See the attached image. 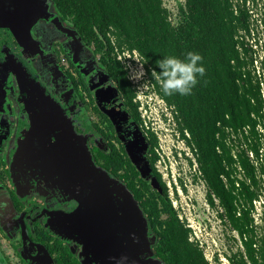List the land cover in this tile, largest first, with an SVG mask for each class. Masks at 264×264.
<instances>
[{
    "label": "trees",
    "instance_id": "trees-1",
    "mask_svg": "<svg viewBox=\"0 0 264 264\" xmlns=\"http://www.w3.org/2000/svg\"><path fill=\"white\" fill-rule=\"evenodd\" d=\"M49 1L56 16L70 23L121 81L129 102L135 90L112 56L107 34L120 50L139 54L152 89L171 109L176 130L194 156L208 207L217 206L223 227L234 232V248L225 259L264 264V0H183L174 19L162 0ZM189 51L202 56L205 75L197 77L191 95L165 96L151 71L159 72L158 60H184ZM166 190L163 185L164 196ZM161 211L167 215L165 228L156 233L161 260L210 264L188 240L189 230L168 201ZM213 259L219 261L218 255Z\"/></svg>",
    "mask_w": 264,
    "mask_h": 264
},
{
    "label": "flooded vegetation",
    "instance_id": "flooded-vegetation-1",
    "mask_svg": "<svg viewBox=\"0 0 264 264\" xmlns=\"http://www.w3.org/2000/svg\"><path fill=\"white\" fill-rule=\"evenodd\" d=\"M50 5L49 0H39L30 28L13 27L15 19L7 13L13 12L15 2L0 0V30L7 39L28 29L40 32V54L31 60L47 72L44 88L49 98L44 99L56 122L52 135L44 127L27 135L33 126L25 110L26 95L18 96L19 87L13 81L0 79V264H84L82 244L64 230V218L77 210L78 199L48 169L74 156L93 167L101 186H114L130 195L147 231L150 259L167 264L156 250V233L165 228L167 218L162 204L169 202L167 191L163 193L166 183L153 161L156 136L150 128L141 127L137 105L129 102L121 81L85 42L88 57L78 60L75 39L66 51L59 46L60 38L49 41L50 36L57 37V30L66 32ZM45 42L52 45L51 52L45 50ZM25 48L28 53L32 49ZM55 70L59 72L56 80ZM53 82L57 98L49 94Z\"/></svg>",
    "mask_w": 264,
    "mask_h": 264
},
{
    "label": "rangeland",
    "instance_id": "rangeland-1",
    "mask_svg": "<svg viewBox=\"0 0 264 264\" xmlns=\"http://www.w3.org/2000/svg\"><path fill=\"white\" fill-rule=\"evenodd\" d=\"M38 1L11 0V3L15 2L14 10L7 14L15 19L13 27L23 25L30 28L37 18ZM162 2L164 7L170 11L171 18L174 19L177 6L183 0H162ZM50 6L51 12H55L52 4ZM56 18L58 23H62V30L66 29L67 33L57 30V37L50 36L49 41L60 38L59 46L66 51L68 43L75 39L78 44L75 45L74 56L78 60L86 59L88 57L87 48H84L81 38L71 24L61 22L59 17ZM71 32L74 33L73 38ZM6 34L5 31L0 30V42L4 44V47L0 46V79L5 80L6 83L13 81V84L19 87V91L16 92L18 96L26 95L23 97L27 101L24 105L32 125L37 128L42 122L47 134L52 135L56 122H54L51 107L44 99L46 94H42L45 92L43 85L48 82L47 72L40 70L38 63L31 60L36 54H40L37 48L40 32L37 30L35 33L28 29L24 34L13 33L8 39ZM28 46L32 47L29 53L25 48ZM44 46L48 52L52 51L53 47L49 42H45ZM6 66H9V70L4 74L2 69ZM133 70L142 86L143 78L139 77L144 66L134 63ZM143 72L146 75V72ZM58 73V70L52 73V76H56L55 80L59 78ZM145 80L144 78L146 84ZM11 87L15 90V86ZM146 92V97L142 98L145 105V120L151 132L156 136L155 146H161L160 153L165 164L175 168L176 181L181 184L182 194L177 197L178 208L192 219L197 236L194 240L198 245L201 244L206 260L210 264H229L224 254L230 248H234L230 240L234 232H229L223 227L216 213L219 210L217 206L214 209L208 207L205 200V184L198 177L196 163L189 159L190 156L194 157L179 136L170 109L157 93L148 89ZM33 132L34 130L30 127L27 135ZM164 167L165 165L162 164V168ZM48 169L53 171L54 177L59 176L57 179L78 199L77 210L64 218V230L71 233L72 237L82 244L84 264H160L152 262L149 257L150 246L147 231L143 225L141 226L142 216L134 211L130 195L119 193L114 186H101L93 167L87 161L76 160L75 156L66 160L65 164L56 163ZM168 179L172 185L170 175L165 178L166 183ZM261 206L256 204L258 211L262 210ZM213 254L218 255L219 261H214Z\"/></svg>",
    "mask_w": 264,
    "mask_h": 264
},
{
    "label": "built area",
    "instance_id": "built-area-1",
    "mask_svg": "<svg viewBox=\"0 0 264 264\" xmlns=\"http://www.w3.org/2000/svg\"><path fill=\"white\" fill-rule=\"evenodd\" d=\"M107 37L110 40V43L113 47V52H112V56L121 64V66L123 67V70L126 72V77L128 79V81L130 82L132 88L135 90L134 96L132 98V101L134 104L137 105V111L138 114L141 118V127L143 129H147L149 128L147 125V121L145 120V105L142 101L143 97H146L147 95V89L149 91H154L152 88V85L150 84L148 75L146 73V75L144 74L143 71L146 72L145 68L144 70L141 71L142 74H140V79H142V81H144V78L146 79V86H141L140 85V81L137 79V77L134 75V70H133V65L134 63H139L140 65H143V63L141 64V58L139 56V54L134 50V51H128V50H120L116 44H115V40L114 37L108 33ZM142 87H147L146 89L142 88ZM144 89V90H143ZM155 92V91H154ZM156 93V92H155ZM158 95V94H157ZM163 101V100H162ZM170 109V108H169ZM171 111V109H170ZM152 131V130H151ZM184 135L188 138L189 134L187 132H184ZM161 150V146H154V153L157 156L156 162H155V169L160 173L162 179L165 181V178H168V176L170 175V178L172 179V185H171V181H167L166 183V187H167V197L169 200V203L171 205V207L175 210L176 216L178 218V220L180 221V223L189 230V235H188V240L190 242H194L197 244L196 240H194V237L197 238L195 232H194V224L191 218H188L186 215H184L178 208V199L177 197H179L182 194V190H181V184H178L176 181V171L175 168L173 166L169 167L165 164L164 158L160 153ZM194 157V156H193ZM193 163H196L194 158H189ZM162 164L165 165L164 168H162ZM169 168V169H168ZM163 170L165 172H163ZM176 194V195H175ZM215 203L217 204V200L216 198H214ZM198 245V244H197ZM198 247L201 248V244L198 245Z\"/></svg>",
    "mask_w": 264,
    "mask_h": 264
},
{
    "label": "clouds",
    "instance_id": "clouds-1",
    "mask_svg": "<svg viewBox=\"0 0 264 264\" xmlns=\"http://www.w3.org/2000/svg\"><path fill=\"white\" fill-rule=\"evenodd\" d=\"M202 60L201 55L191 51L185 54L184 60L168 56L157 61L159 72L153 69L151 76L159 83L165 96H189L198 83L197 77L205 75ZM141 84L146 86L144 81Z\"/></svg>",
    "mask_w": 264,
    "mask_h": 264
},
{
    "label": "crops",
    "instance_id": "crops-1",
    "mask_svg": "<svg viewBox=\"0 0 264 264\" xmlns=\"http://www.w3.org/2000/svg\"><path fill=\"white\" fill-rule=\"evenodd\" d=\"M51 4V3H50ZM50 78V77H49ZM48 85H50L49 83H48ZM44 87H46L47 86V84H44L43 85ZM52 86H54L53 88H50V86H49V88H50V92H49V94H51V95H53L55 98H57V94H58V90H57V85H56V83H54L53 82V85ZM43 95H45V94H47V91L46 92H44V93H42ZM46 96V98H49V97H47L48 95H45Z\"/></svg>",
    "mask_w": 264,
    "mask_h": 264
},
{
    "label": "water",
    "instance_id": "water-1",
    "mask_svg": "<svg viewBox=\"0 0 264 264\" xmlns=\"http://www.w3.org/2000/svg\"><path fill=\"white\" fill-rule=\"evenodd\" d=\"M45 92H46V90H45ZM44 97H45V96H44ZM51 109H52V108H51ZM52 116H53V114H52ZM31 122H32V121H31ZM40 123H41V122H40ZM40 123H39V124H40ZM40 125H41V126H37V128H38V127H44V129H45V126H44L43 123H41ZM32 126H33V125H32ZM34 127H35V126H33L32 128H33L34 132H36V131H37V128H36V127L34 128ZM34 132H33V133H34ZM23 232L25 233V228H24V227H23Z\"/></svg>",
    "mask_w": 264,
    "mask_h": 264
}]
</instances>
